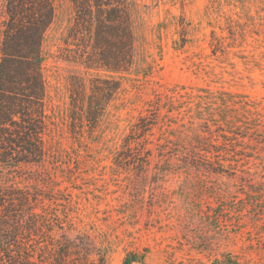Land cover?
Masks as SVG:
<instances>
[{"label": "rangeland", "instance_id": "374dc122", "mask_svg": "<svg viewBox=\"0 0 264 264\" xmlns=\"http://www.w3.org/2000/svg\"><path fill=\"white\" fill-rule=\"evenodd\" d=\"M52 1L42 61L50 156L10 178L55 196L45 203L67 236L89 237L109 264L130 254L132 264H264V0H132L133 67L116 75L121 90L96 130L78 135L71 78L108 74L68 60L74 9ZM156 103L157 124L129 151L126 137ZM216 155L221 170L205 169Z\"/></svg>", "mask_w": 264, "mask_h": 264}, {"label": "trees", "instance_id": "16d2710c", "mask_svg": "<svg viewBox=\"0 0 264 264\" xmlns=\"http://www.w3.org/2000/svg\"><path fill=\"white\" fill-rule=\"evenodd\" d=\"M70 1L74 23L65 41L68 60L89 71L108 74L89 82L71 78L69 126L71 133L78 135L86 127L90 132L96 130L120 92L116 75L129 73L133 67L135 34L132 0ZM5 7L0 48V264H109L89 237L79 235L78 243L67 236L65 221L56 208L45 203L49 200L56 205L55 196H46L38 188L21 187L10 178L22 165L43 166L50 154L45 140L47 89L42 61L55 6L52 0H6ZM187 42L183 35L175 42L176 48H184ZM222 48V43L216 45L214 55ZM160 108L156 103L147 111L149 115L141 116L133 125L125 139L129 151L152 132ZM207 147L215 149H206L209 153H221L220 146L208 143ZM146 154L150 155L149 151ZM216 156L219 161L207 163L205 169L221 170L220 155ZM72 228L68 223V229ZM136 260L130 254L123 264Z\"/></svg>", "mask_w": 264, "mask_h": 264}]
</instances>
